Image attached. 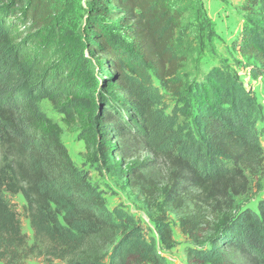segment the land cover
Wrapping results in <instances>:
<instances>
[{
  "label": "trees",
  "instance_id": "16d2710c",
  "mask_svg": "<svg viewBox=\"0 0 264 264\" xmlns=\"http://www.w3.org/2000/svg\"><path fill=\"white\" fill-rule=\"evenodd\" d=\"M242 7L253 20L231 49L264 79V0ZM182 15L172 0H0V264H167L72 162L43 101L116 161L124 187L145 197L164 251L175 246L173 214L187 264H264V198L255 211L238 204L264 172L261 105L219 68L184 90L174 50ZM166 94L196 112H168ZM137 148L166 163L165 186L142 173L149 161L134 160Z\"/></svg>",
  "mask_w": 264,
  "mask_h": 264
},
{
  "label": "rangeland",
  "instance_id": "374dc122",
  "mask_svg": "<svg viewBox=\"0 0 264 264\" xmlns=\"http://www.w3.org/2000/svg\"><path fill=\"white\" fill-rule=\"evenodd\" d=\"M175 7L182 11L180 28L174 43V50L183 59L180 76L183 79L184 90L199 83L213 68H219L239 78L246 89H250L256 102L261 105V116L256 128L264 158V79H252L248 69L244 67L246 60L234 53L231 41L241 29L253 20L243 11L244 0H172ZM168 112L175 106L182 112L194 114V105H184L172 96L165 95ZM41 111L62 130L61 142L68 151L72 162L88 172L90 183L103 192L107 207H121L142 225L146 237L153 240L156 251L165 258L167 264H187L185 251L189 241L181 234L176 216L169 215L172 238L175 246L170 251H164L159 242L156 228L150 219V212L145 197L138 190H128L124 187L121 171L115 165L116 161L87 147L79 140L80 128L74 126L67 129L60 115L47 101L39 104ZM192 115L180 117V122H191ZM135 161L148 160L149 163L142 170L157 189L165 186L168 176V166L164 161L148 154L144 149L133 151ZM264 198V172L252 180L247 195L238 199L240 206L256 210L257 202ZM12 205L19 213L22 231L28 237V245L32 243V232L29 222L23 214L24 201L21 196L12 200ZM24 264H48L43 258L30 257ZM51 264H64L53 262Z\"/></svg>",
  "mask_w": 264,
  "mask_h": 264
}]
</instances>
